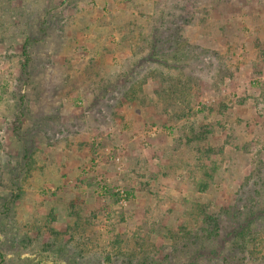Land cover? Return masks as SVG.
<instances>
[{
  "label": "rangeland",
  "instance_id": "1",
  "mask_svg": "<svg viewBox=\"0 0 264 264\" xmlns=\"http://www.w3.org/2000/svg\"><path fill=\"white\" fill-rule=\"evenodd\" d=\"M196 204L264 264V0H0V264H191Z\"/></svg>",
  "mask_w": 264,
  "mask_h": 264
},
{
  "label": "trees",
  "instance_id": "2",
  "mask_svg": "<svg viewBox=\"0 0 264 264\" xmlns=\"http://www.w3.org/2000/svg\"><path fill=\"white\" fill-rule=\"evenodd\" d=\"M25 49H27V44H26ZM123 80L124 79L120 80L121 84H122V88L126 89L127 85L122 83ZM129 83H130V81H129ZM198 134H197V136L194 137L196 140L200 141V140L204 139L202 134H199V135ZM196 205H197V210H198V216L203 219L204 225L206 227H201V229L198 230L196 232V234H193V235L191 232H189L187 230L188 228L185 226L180 227L179 231H174V230L169 231L172 233L171 234L172 238H174V241H176V242L177 241L180 242L181 241L180 238H188L190 243H192L196 246L204 247V249H202L200 251L197 250L195 252V254H196V255H194L195 260H192L193 262H191V264H244L246 253L248 252L249 247H250V243L252 242V240L249 236L252 233H254V227L256 226L255 223L257 220L252 219L253 216L255 217L256 211H254V210L250 211L249 210V211L240 212V211L235 209L232 212L231 209H226V207H224V209H222L220 211L211 213L208 211L209 208L207 205H202V204H196ZM222 215L223 216L232 215V217L244 215L242 223H238L237 225H239V226H237V228L231 232V236H232L231 240L232 241H231V244L229 246V252H227V253L225 252L224 254L222 252L225 250H218V249L216 250L215 248H213V250H211V251H208V249L206 248V242L204 240L205 238H202V235L205 237L208 236V238L210 240V239L214 238L215 236L217 237L219 235V230L221 229L222 226H224L226 224V220H227V218H222L223 217ZM224 228H225V226H224ZM183 244H185V243H183ZM189 246H187V247L189 248ZM174 248H176V247H174ZM203 250L207 251L206 252L207 254H205V256H204ZM176 252H177V248L173 249L174 255L176 254ZM221 253L224 256L220 257L218 262L215 263L216 257L213 254H219L220 255ZM201 257L205 259V262L200 261ZM131 258L133 259L132 256H131ZM150 260L151 259H149L148 257H144L143 260H141L137 264H152ZM130 262H134V260H130Z\"/></svg>",
  "mask_w": 264,
  "mask_h": 264
},
{
  "label": "built area",
  "instance_id": "3",
  "mask_svg": "<svg viewBox=\"0 0 264 264\" xmlns=\"http://www.w3.org/2000/svg\"><path fill=\"white\" fill-rule=\"evenodd\" d=\"M120 195H121L120 204L127 205L128 204V198H127V193L125 192V190H121Z\"/></svg>",
  "mask_w": 264,
  "mask_h": 264
}]
</instances>
